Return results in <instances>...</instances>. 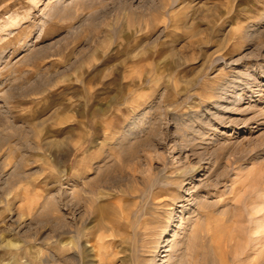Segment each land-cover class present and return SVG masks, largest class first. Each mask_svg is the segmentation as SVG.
Instances as JSON below:
<instances>
[{"label": "rangeland", "instance_id": "rangeland-1", "mask_svg": "<svg viewBox=\"0 0 264 264\" xmlns=\"http://www.w3.org/2000/svg\"><path fill=\"white\" fill-rule=\"evenodd\" d=\"M0 264H264V0H0Z\"/></svg>", "mask_w": 264, "mask_h": 264}, {"label": "bare ground", "instance_id": "bare-ground-1", "mask_svg": "<svg viewBox=\"0 0 264 264\" xmlns=\"http://www.w3.org/2000/svg\"><path fill=\"white\" fill-rule=\"evenodd\" d=\"M126 5H127V4H126ZM126 5H125V6H126ZM128 5H129V4H128ZM45 78H46V77H45ZM48 82H49V81H48ZM38 86H39V85H38ZM41 86H42V84H41ZM39 88H40V87H39ZM38 92H39V91H38ZM55 145H56V144H55ZM63 149H64V148H63ZM59 159H61V157H60ZM93 193H94V192H93ZM63 197H64V196H63ZM66 198H67V197H66ZM86 198H87V197H86ZM89 199H90V198H89ZM86 200H87V199H86ZM66 201H67V200H66ZM90 201H91V200H90ZM92 201H93V200H92ZM72 202H73V201H72ZM88 202H89V201H88ZM89 203H90V202H89ZM92 203H93V202H92ZM66 207H67V206H66ZM89 208H90V207H89ZM89 208H88V209H89ZM92 209H93V208H92ZM86 211H88V210L86 209ZM89 211H90V210H89ZM92 211H93V210H92ZM87 215H88V214H87ZM70 258H71V257H70Z\"/></svg>", "mask_w": 264, "mask_h": 264}]
</instances>
